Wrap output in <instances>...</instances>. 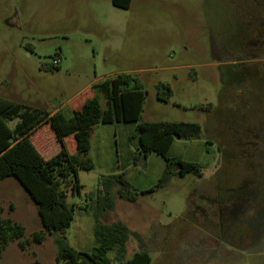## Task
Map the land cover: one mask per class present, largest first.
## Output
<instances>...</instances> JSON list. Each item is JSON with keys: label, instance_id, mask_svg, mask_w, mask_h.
Wrapping results in <instances>:
<instances>
[{"label": "rangeland", "instance_id": "rangeland-1", "mask_svg": "<svg viewBox=\"0 0 264 264\" xmlns=\"http://www.w3.org/2000/svg\"><path fill=\"white\" fill-rule=\"evenodd\" d=\"M122 75L143 90L139 120L90 130L80 158L93 168L60 185L74 218L58 236L90 253L96 222H121L142 237L151 264H264V0H131L128 10L112 0H0V98L70 118L85 98L105 110L93 87ZM161 86L171 90L168 102L158 99L167 95ZM143 122L199 124L200 136L175 139L167 157L199 165L203 176H173L130 202L115 177L124 174L136 194L154 188L166 167L155 153L138 154L131 137ZM54 137L48 125L32 137L45 159L60 150ZM65 146L78 156L73 136ZM7 219L30 244L11 241L0 264H57L55 236L13 178L0 181ZM36 233L45 234L41 244ZM137 251L131 238L125 260ZM108 259L118 264L114 252Z\"/></svg>", "mask_w": 264, "mask_h": 264}, {"label": "trees", "instance_id": "trees-1", "mask_svg": "<svg viewBox=\"0 0 264 264\" xmlns=\"http://www.w3.org/2000/svg\"><path fill=\"white\" fill-rule=\"evenodd\" d=\"M131 0H112L116 8L128 10ZM132 80L128 75L108 79L94 86L100 90L106 99L105 110L100 109L96 97L88 99L81 109L75 110L70 118L61 112L51 114L32 110L26 106L0 98V181L13 178L30 199L38 206V214L45 232L55 236L57 247V264H110L108 254L115 253L118 264H151L152 259L142 241V237L131 231L126 225L117 222L111 225L95 224L94 235L97 246L90 252H78L71 248L58 233H63L74 218L73 209L67 204L65 194L60 185L71 175L77 177L79 169L90 170L93 164L80 158L90 151V130L98 124H113L137 122L141 114L144 93L138 85L131 87ZM166 97L158 94L160 101L168 102L171 90ZM18 120L11 129L8 123ZM44 125L50 126L54 138L60 145V150L51 158L45 159L33 144V135ZM201 126L196 123L143 122L136 126L131 139L137 141L138 154L146 160L155 153L166 161L163 175L157 185L141 193L131 194L124 174L115 177L122 183L118 190L121 199L136 202L139 196L149 195L157 189H162L171 177H185L195 174L202 177L199 165L167 157L175 139L191 140L201 134ZM73 136L76 142L78 156L69 154L65 139ZM110 183V182H109ZM112 185H104L107 191ZM73 190L80 192L77 183ZM25 228L7 219L0 220V257L6 246L13 240H20L19 246L24 250L29 240H22ZM138 243V251L125 260L127 243L130 239ZM45 239L44 233H36L32 240L41 244Z\"/></svg>", "mask_w": 264, "mask_h": 264}, {"label": "crops", "instance_id": "crops-1", "mask_svg": "<svg viewBox=\"0 0 264 264\" xmlns=\"http://www.w3.org/2000/svg\"><path fill=\"white\" fill-rule=\"evenodd\" d=\"M87 100H88V98H85L84 100H82V101L80 102V104L77 106V107H78V110L82 108V106L84 105V103H85ZM55 113H57V112H54V113H51V114H55ZM11 123H15V122H11ZM16 124H17V123L14 124V127L16 126ZM14 127H13V128H14ZM10 128H11V127H10ZM13 128H11V129H13ZM66 140H67V139H65V141H66Z\"/></svg>", "mask_w": 264, "mask_h": 264}]
</instances>
